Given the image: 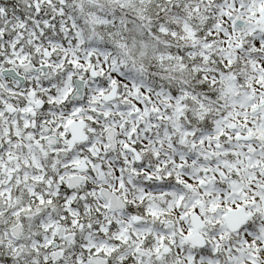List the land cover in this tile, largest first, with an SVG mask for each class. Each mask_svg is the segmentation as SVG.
Here are the masks:
<instances>
[{"label": "snow or ice", "instance_id": "6c2138e0", "mask_svg": "<svg viewBox=\"0 0 264 264\" xmlns=\"http://www.w3.org/2000/svg\"><path fill=\"white\" fill-rule=\"evenodd\" d=\"M0 264H264V0H0Z\"/></svg>", "mask_w": 264, "mask_h": 264}]
</instances>
